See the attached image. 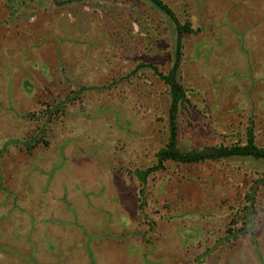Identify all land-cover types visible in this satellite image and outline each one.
<instances>
[{"label": "rangeland", "instance_id": "rangeland-1", "mask_svg": "<svg viewBox=\"0 0 264 264\" xmlns=\"http://www.w3.org/2000/svg\"><path fill=\"white\" fill-rule=\"evenodd\" d=\"M162 1L194 29L178 148L243 144L250 127L264 148V0ZM175 38L149 0H0V264H264V160L136 176L170 101L137 66L166 72Z\"/></svg>", "mask_w": 264, "mask_h": 264}, {"label": "trees", "instance_id": "trees-1", "mask_svg": "<svg viewBox=\"0 0 264 264\" xmlns=\"http://www.w3.org/2000/svg\"><path fill=\"white\" fill-rule=\"evenodd\" d=\"M156 7L161 9L174 23L176 30L175 38V55L171 67L163 72L158 69L157 66L151 64L139 63L137 67L149 66L152 68L154 74L162 80L167 86L170 95V101L168 105V135L164 146L160 147L156 153V161L150 167L144 170H137L136 176L143 178L147 173L163 168L165 161H173L183 164H196L206 160H218L221 158L229 157H252L255 159L264 160V148L256 145L252 128H247L246 141L243 144L233 143L230 145H213L206 146L201 150L190 149L180 150L177 146L178 141V126H177V114L178 107L184 102L188 101L186 95V89L178 79V69L181 63L182 57V44L181 39L184 34L192 33L194 29L189 20L180 22L173 10L162 0H149ZM57 108L47 110L50 112H56ZM249 194L247 197L249 198ZM230 230V229H229Z\"/></svg>", "mask_w": 264, "mask_h": 264}]
</instances>
